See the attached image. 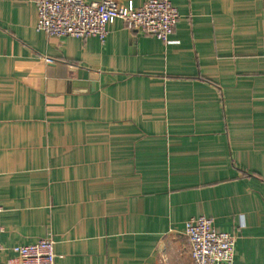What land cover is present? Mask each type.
I'll return each instance as SVG.
<instances>
[{
    "label": "crops",
    "instance_id": "crops-1",
    "mask_svg": "<svg viewBox=\"0 0 264 264\" xmlns=\"http://www.w3.org/2000/svg\"><path fill=\"white\" fill-rule=\"evenodd\" d=\"M170 2L166 43L52 38L0 0V264L49 238L57 264H193L199 216L264 264V0Z\"/></svg>",
    "mask_w": 264,
    "mask_h": 264
},
{
    "label": "built area",
    "instance_id": "built-area-1",
    "mask_svg": "<svg viewBox=\"0 0 264 264\" xmlns=\"http://www.w3.org/2000/svg\"><path fill=\"white\" fill-rule=\"evenodd\" d=\"M38 12L36 30L52 38L98 37L104 40L108 27L123 21L132 30L169 42L180 20L170 0H148L136 8L121 7L115 0L87 3L85 0H30ZM52 63L51 60H47ZM2 208L0 207V213ZM4 231L0 224V234ZM185 235L190 243L193 264H234L236 236L218 230L205 216L189 220ZM20 264H57L55 241L43 239L36 244L16 247Z\"/></svg>",
    "mask_w": 264,
    "mask_h": 264
},
{
    "label": "water",
    "instance_id": "water-1",
    "mask_svg": "<svg viewBox=\"0 0 264 264\" xmlns=\"http://www.w3.org/2000/svg\"><path fill=\"white\" fill-rule=\"evenodd\" d=\"M85 75H86V74H80V77L83 78V76H85ZM76 85H78V84H76Z\"/></svg>",
    "mask_w": 264,
    "mask_h": 264
}]
</instances>
